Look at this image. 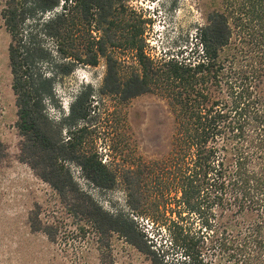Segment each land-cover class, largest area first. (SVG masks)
Masks as SVG:
<instances>
[{
  "label": "trees",
  "instance_id": "16d2710c",
  "mask_svg": "<svg viewBox=\"0 0 264 264\" xmlns=\"http://www.w3.org/2000/svg\"><path fill=\"white\" fill-rule=\"evenodd\" d=\"M125 2L2 0L19 160L56 192L83 237L91 230L109 245L116 234L150 264H264V0H221L196 27L188 52L160 58L145 51L150 19L127 18ZM84 23L99 34L86 50L76 43ZM122 45L136 50L140 66L127 75L108 52ZM100 57L99 85L83 84L67 113L50 118L47 101L59 107L57 84ZM157 86L174 114L169 155L153 168H128L121 179L127 209L108 211L79 185L72 166L89 185L112 190L119 178L110 161L102 162L99 151H80L95 130L96 105L110 96L125 102ZM152 174L161 193H179L181 205L164 224L167 239L158 247L139 222L149 199L141 180ZM29 227L56 238L38 206Z\"/></svg>",
  "mask_w": 264,
  "mask_h": 264
},
{
  "label": "rangeland",
  "instance_id": "374dc122",
  "mask_svg": "<svg viewBox=\"0 0 264 264\" xmlns=\"http://www.w3.org/2000/svg\"><path fill=\"white\" fill-rule=\"evenodd\" d=\"M220 1L126 0L129 14L126 17L150 19L143 32L145 51L160 58L188 52L186 42L196 27L205 22L206 15L219 7ZM2 5L0 0V10ZM153 7L162 9L160 16L152 15L150 9ZM98 35L96 31L87 30L84 23L76 43L86 50L92 37ZM9 42L10 36L0 14V264H150L145 255L116 234L110 237L109 245L100 244L91 230H86L83 237L56 192L38 178L28 164L19 160L21 136L15 126L17 116L8 64ZM108 52L117 59L123 75L140 68L135 49L122 45L109 47ZM104 71L105 59L100 57L98 65L79 66L64 77L55 90L59 107L47 101L50 118L57 119L62 114V107L69 106L83 84L99 85ZM169 100L167 92L157 86L125 102L112 96L98 101L92 119L95 130L80 151L103 153L102 162L110 161L109 167L119 179L112 190L104 191L89 185L78 167L72 166V171L79 185L104 209L115 211L125 207L126 192L121 179L128 168L135 170L137 165L153 168L154 160L160 164L169 155L175 130ZM123 140L128 147H114ZM105 143L112 146L108 148ZM152 175V178L144 175L141 180L149 199L145 200L147 206L140 207L139 211L146 215L139 218V222L158 247L167 239L164 224L170 216L175 217L172 212L178 211L181 205L177 200L179 193L173 190L161 193L162 186L154 183L156 174ZM37 206L43 222L51 223L56 231L54 241L44 232H34L29 227L30 212ZM195 220L191 227L197 224Z\"/></svg>",
  "mask_w": 264,
  "mask_h": 264
},
{
  "label": "clouds",
  "instance_id": "9594fccd",
  "mask_svg": "<svg viewBox=\"0 0 264 264\" xmlns=\"http://www.w3.org/2000/svg\"><path fill=\"white\" fill-rule=\"evenodd\" d=\"M150 10H151L150 12L152 13V15H153L155 18H156L157 16H160L161 13H162V9H161V8H158V7H153V8H151ZM158 20H159V19H158ZM196 41H197V38H196V31H194V34L191 35V38L188 39V41L186 42V45H185L186 48H185V49H187L188 46H192L193 44H195ZM62 109H63L64 112L68 111V107H67V105H64V106L62 107ZM66 113H67V112H66Z\"/></svg>",
  "mask_w": 264,
  "mask_h": 264
},
{
  "label": "built area",
  "instance_id": "2783aa9c",
  "mask_svg": "<svg viewBox=\"0 0 264 264\" xmlns=\"http://www.w3.org/2000/svg\"><path fill=\"white\" fill-rule=\"evenodd\" d=\"M147 53V52H146ZM148 55V54H147ZM152 57V55H150Z\"/></svg>",
  "mask_w": 264,
  "mask_h": 264
}]
</instances>
